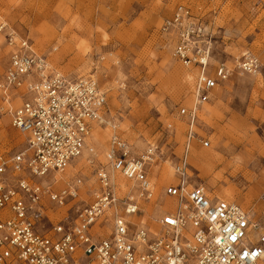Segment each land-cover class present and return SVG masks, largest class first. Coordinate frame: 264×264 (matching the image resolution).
Masks as SVG:
<instances>
[{"label":"built area","instance_id":"2783aa9c","mask_svg":"<svg viewBox=\"0 0 264 264\" xmlns=\"http://www.w3.org/2000/svg\"><path fill=\"white\" fill-rule=\"evenodd\" d=\"M160 30L172 43L173 59L194 71V101L178 109L188 126L164 190L173 208L154 218L144 216L141 204L153 197L154 145L133 156L128 143L112 135L107 162L134 184L122 198L103 168L89 202L80 198V178L60 189L55 175L46 181L80 156L93 123L103 125L106 95L92 75L68 77L53 68L0 16L9 48L0 115L25 138L23 149L0 154V264H264V224L238 203L211 197L192 181L189 163L193 141L209 146L194 130L203 104L232 74H259L260 61L246 50L212 63V33L185 5H177Z\"/></svg>","mask_w":264,"mask_h":264},{"label":"rangeland","instance_id":"374dc122","mask_svg":"<svg viewBox=\"0 0 264 264\" xmlns=\"http://www.w3.org/2000/svg\"><path fill=\"white\" fill-rule=\"evenodd\" d=\"M177 5L189 7L210 29L212 63L229 61L246 50L260 61L259 74L234 73L217 88L216 98L206 106L211 107L208 124L200 119L194 129L209 146L193 141V151L213 149L214 157L203 160L200 167L192 157L189 163L194 183H201L211 196H226L232 190L228 201L264 224V0H0V16L8 31L27 38L53 68L68 77L96 78L106 95L104 118L120 133L133 135L135 144L122 137L131 144L133 156L150 145L157 148L148 176L155 187L150 203L156 204L158 214L173 208L164 195L169 183L159 180L169 166L173 170L182 151L187 127L178 109L188 104L192 83L185 75L194 72L173 59L172 43L160 30ZM1 34L0 82L9 51ZM24 142V136L0 115V154L23 149ZM108 147V141L104 150L94 146L92 170L79 169L64 181L58 179L54 187L81 178L87 202L96 187V169L108 166L101 162ZM53 175L46 181L52 183ZM64 210L57 209L54 217H61Z\"/></svg>","mask_w":264,"mask_h":264},{"label":"bare ground","instance_id":"6f19581e","mask_svg":"<svg viewBox=\"0 0 264 264\" xmlns=\"http://www.w3.org/2000/svg\"><path fill=\"white\" fill-rule=\"evenodd\" d=\"M2 37H3V35L0 33V43L2 42ZM185 76H186L185 78L187 79V81H189L190 84L192 83L191 84L190 94H194L193 93L194 74L193 73L191 75L190 74H186ZM0 94H1V91H0ZM187 100H188V104L185 105V106H188V105L192 104L191 101H194V100H192V95H191L190 99L187 98ZM0 105H1V99H0ZM210 110H211V107H209V108L206 107V109H204V112H202L203 111L202 110L198 114V117L196 119L199 122H200V119H201V121H202L201 123H204L205 125H207L208 124V117L210 116L208 114V112L210 113ZM199 116H200V118H199ZM100 123H103V126L105 125V127L102 128V126L99 125V123H93L92 129L90 130V133L85 138L84 147H83V150H82V153L80 154V156H78L77 158H75L73 160V163H70L63 171L55 172L54 173L55 178H57L59 180L61 179V181H64L67 177H72L79 169H82L83 168V169H86V170H88V169L92 170V167H91L92 165H90V164L92 162L91 161V159H92L91 156L95 157L94 146L95 147H99L100 149L104 150V149H106V142L108 141L109 142V147L107 149V151H108L109 148H110L111 137L114 134L117 135L118 137L121 136L120 137L121 139H123L122 137L126 138L132 144L133 143L134 144L136 143L135 138L133 137V135L130 132H127L126 130H124L123 132L120 133L119 129H117V126L115 124H113L112 121H110V120L108 121L107 119L102 118L100 120ZM178 126L180 127V125H178ZM186 126H188V125H186ZM195 127H196V125H195ZM2 133H3V131H2ZM123 140H125V139H123ZM129 142H127V143H129ZM128 145L130 147L131 144H128ZM130 149H131V147H130ZM193 149H194V143L191 146V151H190L191 155H190V158L192 157V161L194 163H196L197 166H199V167H200V165H201V163H202L203 160H206L208 158L210 159V158L214 157V151H213V149H210V150H208L206 152H197L196 150L193 151ZM107 151H106V153H105L104 156L101 155V162H103L105 164V161H106V163H107L108 166L105 167L103 165V166H100V167H98L96 169V171H95L96 187L92 190V192L90 193V195H88V198L86 199L88 202L91 200L94 191L99 187V182H98V179H97V170L98 169L100 171V170H102L101 168H103L109 174L111 180L114 182V184H115L114 191H115V197L116 198H122L123 195H124V193L126 191L130 190L134 186V184H133L132 181L127 180L118 171L113 170L111 168L110 164L107 162V159H106ZM190 158H189V160H190ZM173 177H174V172L172 170V167L169 166L164 171V174L161 177L163 179H160L159 180V183L162 184L163 182H166V181H168V183L169 182H172L173 181ZM218 178H220V176H218ZM76 180H77V178H75L74 180H72L69 183H72V182H74ZM80 180H81V185H82V188H80V198H81V200L85 201V198H82V196L86 192V186L84 184V180H82L81 178H80ZM156 180L157 179L155 178V181ZM149 181L152 184L151 186H152V189H153V197H152V199H153L154 198V194H155V187H154V183H152L153 181H151L150 177H149ZM69 183H66L65 185H67ZM231 192H233V191L230 190L229 194H231ZM229 194H227L226 196H221L219 194H216L214 196H211L210 194L209 195L211 197H216L217 199H223L225 201H228V199L231 198V197H229ZM249 194H251V191L249 192ZM165 198L167 199L168 197L165 196ZM152 199L149 202L142 201L144 203V205L142 204L143 205V208L145 209L144 216L147 217L149 214H152L154 218H157L158 216H160V214L162 213V211L159 212L158 214H156V210H155L156 209L155 208L156 204L154 202H153L154 203L153 205L150 203L152 201ZM110 211H112V209L109 210V211H107V212L109 213ZM141 218L140 217H135V219H136L135 221L140 220ZM143 220H144V218H142V221ZM153 220L154 219H151V220L148 221L149 225L152 228L156 227L155 224L153 223Z\"/></svg>","mask_w":264,"mask_h":264},{"label":"crops","instance_id":"0c3cea01","mask_svg":"<svg viewBox=\"0 0 264 264\" xmlns=\"http://www.w3.org/2000/svg\"><path fill=\"white\" fill-rule=\"evenodd\" d=\"M231 58H232V57H231ZM225 61H227V60L225 59ZM223 83H224V82H223ZM223 83H221L219 86H221ZM219 86H218V87H219ZM218 87H217V88H218ZM217 88L212 92V94H211V96L209 97L208 101H207L206 103L203 104V106H202V108H201V111H202V110L204 111V109H206V106L209 105L210 100L216 98V95H217V91H216V90H217ZM205 105H206V106H205ZM203 111H202V112H203ZM196 124H198V120H197Z\"/></svg>","mask_w":264,"mask_h":264}]
</instances>
